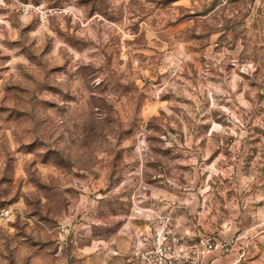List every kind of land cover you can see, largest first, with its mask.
<instances>
[{"label": "rangeland", "instance_id": "obj_1", "mask_svg": "<svg viewBox=\"0 0 264 264\" xmlns=\"http://www.w3.org/2000/svg\"><path fill=\"white\" fill-rule=\"evenodd\" d=\"M4 206L0 264H126L172 206L264 264V0H0Z\"/></svg>", "mask_w": 264, "mask_h": 264}, {"label": "built area", "instance_id": "obj_2", "mask_svg": "<svg viewBox=\"0 0 264 264\" xmlns=\"http://www.w3.org/2000/svg\"><path fill=\"white\" fill-rule=\"evenodd\" d=\"M36 8L44 17L61 12L58 8ZM11 214L10 207H0V222ZM218 249L227 250L228 243L205 233L194 237L180 233L171 215L153 211L148 226L136 231L131 239L126 264H208L204 258Z\"/></svg>", "mask_w": 264, "mask_h": 264}, {"label": "crops", "instance_id": "obj_3", "mask_svg": "<svg viewBox=\"0 0 264 264\" xmlns=\"http://www.w3.org/2000/svg\"><path fill=\"white\" fill-rule=\"evenodd\" d=\"M167 213L171 215L180 233H190L194 237L198 233H205L215 236L218 239L228 243L227 250H214L205 258L204 262L208 264H239L241 259L248 256L251 249H256L254 240L247 241L240 245L238 241L234 242L232 238L233 223L229 221H218L201 212L197 221L188 216L186 210L172 206Z\"/></svg>", "mask_w": 264, "mask_h": 264}, {"label": "clouds", "instance_id": "obj_4", "mask_svg": "<svg viewBox=\"0 0 264 264\" xmlns=\"http://www.w3.org/2000/svg\"><path fill=\"white\" fill-rule=\"evenodd\" d=\"M74 79H76V77H74ZM76 82L79 84L80 83V81L77 79L76 80ZM99 81L97 80V81H93L92 83H93V86L96 84V83H98ZM81 88H82V90H83V86L81 85ZM73 91H74V89H73ZM85 95H87V93H85ZM70 104H73V107H74V102H72V101H70L69 102Z\"/></svg>", "mask_w": 264, "mask_h": 264}]
</instances>
